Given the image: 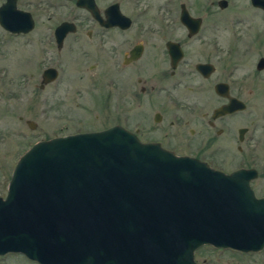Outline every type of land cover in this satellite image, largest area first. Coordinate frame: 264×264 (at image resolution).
Returning <instances> with one entry per match:
<instances>
[{
    "label": "water",
    "instance_id": "obj_1",
    "mask_svg": "<svg viewBox=\"0 0 264 264\" xmlns=\"http://www.w3.org/2000/svg\"><path fill=\"white\" fill-rule=\"evenodd\" d=\"M3 11L6 29L32 27ZM43 76L48 82L56 71ZM252 175L226 174L118 123L42 138L18 157L0 195V255L40 264H196L204 244L258 251L264 197L254 195Z\"/></svg>",
    "mask_w": 264,
    "mask_h": 264
},
{
    "label": "flooded vegetation",
    "instance_id": "obj_2",
    "mask_svg": "<svg viewBox=\"0 0 264 264\" xmlns=\"http://www.w3.org/2000/svg\"><path fill=\"white\" fill-rule=\"evenodd\" d=\"M221 2L0 0L3 17L22 26L32 21L25 32H12L1 22L0 27L16 35L31 34L44 45L39 89L74 63L79 78L105 79L117 96L122 122H133L131 127L120 125L140 140L158 142L226 174L253 173L248 182L260 198L264 7L248 0L254 15L250 32L235 28L244 20L238 18L226 42L219 22L229 0ZM47 68H54L56 76L45 82Z\"/></svg>",
    "mask_w": 264,
    "mask_h": 264
},
{
    "label": "rangeland",
    "instance_id": "obj_3",
    "mask_svg": "<svg viewBox=\"0 0 264 264\" xmlns=\"http://www.w3.org/2000/svg\"><path fill=\"white\" fill-rule=\"evenodd\" d=\"M248 0H229L223 9L220 27L223 39H232L236 29L250 32L253 18ZM256 19V17L254 18ZM258 21V20H257ZM236 23V22H235ZM44 45L31 34L16 35L0 27V195L7 184L18 157L35 141L55 135L97 130L122 122L124 117L115 103L116 94L105 79L79 78L80 72L70 63L45 89H39ZM80 68V65H78ZM113 92V93H112ZM117 93V92H116ZM36 126L31 128L26 119ZM264 191V189H262ZM196 264H264V249L240 252L204 244L194 252ZM0 264H40L19 252L0 255Z\"/></svg>",
    "mask_w": 264,
    "mask_h": 264
}]
</instances>
